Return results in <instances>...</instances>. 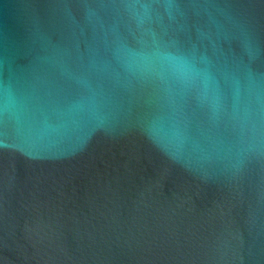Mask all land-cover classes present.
<instances>
[{
    "label": "water",
    "instance_id": "obj_1",
    "mask_svg": "<svg viewBox=\"0 0 264 264\" xmlns=\"http://www.w3.org/2000/svg\"><path fill=\"white\" fill-rule=\"evenodd\" d=\"M0 264H264V0H0Z\"/></svg>",
    "mask_w": 264,
    "mask_h": 264
}]
</instances>
